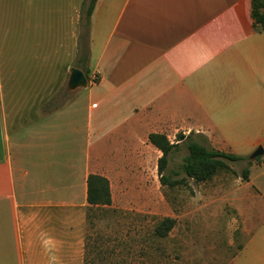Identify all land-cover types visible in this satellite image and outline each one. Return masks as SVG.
Instances as JSON below:
<instances>
[{
	"label": "crops",
	"instance_id": "obj_1",
	"mask_svg": "<svg viewBox=\"0 0 264 264\" xmlns=\"http://www.w3.org/2000/svg\"><path fill=\"white\" fill-rule=\"evenodd\" d=\"M87 1L0 0V264H85L90 174L108 178L114 204L138 202L162 155L151 133L194 131L239 155L212 129L264 90L253 0H97L87 85L47 108L58 75L82 70ZM255 162L225 186L246 234L230 264H264V215L249 222L236 205L261 197Z\"/></svg>",
	"mask_w": 264,
	"mask_h": 264
},
{
	"label": "rangeland",
	"instance_id": "obj_2",
	"mask_svg": "<svg viewBox=\"0 0 264 264\" xmlns=\"http://www.w3.org/2000/svg\"><path fill=\"white\" fill-rule=\"evenodd\" d=\"M88 64L86 69L91 71L94 65ZM22 67L25 70L21 72L28 70L27 59ZM55 82L45 105L49 109L62 106L72 97L67 88L68 75H58ZM229 113L231 116L218 121L215 129L211 127L212 132L219 142L231 145L245 159L228 161L229 169L219 171L208 181L197 182L183 171L184 158L189 153L187 142L191 138L210 149L214 147L201 133H170V141L178 146L171 153L167 173L174 179L185 178V183L162 185L157 165L150 171L151 180L142 201L92 207L88 213L87 264H230L246 234L243 217L225 199V186L236 181L243 169L256 160L252 180L264 198V154L251 159L257 150L252 145L264 139V90L232 106ZM261 197L236 203L244 209L249 222L256 214L264 215ZM168 216L175 219V225L161 237L156 234V225Z\"/></svg>",
	"mask_w": 264,
	"mask_h": 264
},
{
	"label": "trees",
	"instance_id": "obj_3",
	"mask_svg": "<svg viewBox=\"0 0 264 264\" xmlns=\"http://www.w3.org/2000/svg\"><path fill=\"white\" fill-rule=\"evenodd\" d=\"M97 0H89V3H84L82 7V27L83 32L80 35L79 54L77 65L84 71L86 77L89 79V71L86 69V62L89 60V29L91 24V15L95 8ZM253 17L257 24L264 27V0H253ZM87 27V33L84 28ZM182 137L183 135H179ZM190 137H186L188 139ZM150 142L156 146L162 155L158 160V171L162 185L171 187L185 183L186 179H174L173 176L167 173V168L170 162L171 153L178 145L172 143L169 137L163 133H151L149 135ZM189 149L188 155L184 158L183 171L188 178H192L197 182H205L212 179L219 171L229 169L228 161H239L245 159L241 155L227 153L217 149H210L199 140L189 139L187 142ZM250 169L246 167L242 171V178L249 179ZM88 201L90 209L92 207L112 206V193L110 181L108 178L98 174H90L88 177ZM89 213V212H88ZM175 219L172 217L163 218L156 225V234L164 237L174 227ZM87 247V244H86ZM85 264L87 260L85 258Z\"/></svg>",
	"mask_w": 264,
	"mask_h": 264
},
{
	"label": "water",
	"instance_id": "obj_4",
	"mask_svg": "<svg viewBox=\"0 0 264 264\" xmlns=\"http://www.w3.org/2000/svg\"><path fill=\"white\" fill-rule=\"evenodd\" d=\"M87 85V77L85 73L79 68L71 69L70 77L68 80V88L75 89L77 87H82ZM264 154L263 146L257 148V150L252 154L251 159H255L260 155Z\"/></svg>",
	"mask_w": 264,
	"mask_h": 264
},
{
	"label": "built area",
	"instance_id": "obj_5",
	"mask_svg": "<svg viewBox=\"0 0 264 264\" xmlns=\"http://www.w3.org/2000/svg\"><path fill=\"white\" fill-rule=\"evenodd\" d=\"M93 79H94V81H97L98 80V75H94Z\"/></svg>",
	"mask_w": 264,
	"mask_h": 264
}]
</instances>
